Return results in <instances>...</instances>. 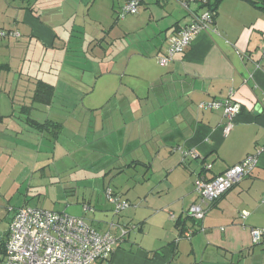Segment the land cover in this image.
<instances>
[{
	"label": "crops",
	"instance_id": "1",
	"mask_svg": "<svg viewBox=\"0 0 264 264\" xmlns=\"http://www.w3.org/2000/svg\"><path fill=\"white\" fill-rule=\"evenodd\" d=\"M92 1L0 0V13L5 7L9 11L8 15L0 14V31L15 30L19 33L18 37L7 36L8 44L0 43V55L9 53L13 58L17 55L16 46L20 47L18 59L24 50L28 51L35 63L28 70L33 72L30 81L35 84L39 78L49 82L53 74L56 88L65 89L69 94L74 89L73 79H77L79 66L86 60L84 58L101 59L103 56L98 49L96 52L99 54L93 52V48L88 51L93 47V33L81 39L80 35L76 36V26H82L80 20H87L77 9L85 8ZM125 1L121 0L117 6ZM182 1L141 0L139 52L135 53L137 59L133 63L139 64V74L130 71L129 68L134 66H130L131 57H124L120 51L113 60H108L109 70H100L108 95L126 84L128 89L139 92V106H135L134 101L130 102L134 117L125 109L113 112L114 116L111 114L108 118L96 117L88 125L81 142L86 146L98 144L106 150L108 147L116 148L118 157L122 146L132 142L130 162L117 168L119 171L123 165L143 168L137 184L139 188L134 189L141 205L143 201L146 204L139 205V217H125L124 224L133 222L135 230L129 229L123 242L108 259L94 264H264V234L260 242L253 243L249 232L252 226L264 228V12L246 0H222L208 27L201 30L170 63L161 65L156 57L165 53L168 37L191 23L204 10L196 2L184 7ZM52 20H57L63 30H57ZM71 20V25L66 27ZM21 37H24L23 42L19 40ZM110 49H113L112 43ZM0 63L7 62L2 58ZM64 64L68 68L63 77ZM23 65L17 66L18 69L26 70ZM14 79L11 77V81ZM97 81L99 78H95ZM6 83L7 79L1 74L0 259L14 211L26 203L13 205L9 197L23 195L25 200L28 194L25 184L30 164L21 157L9 155L15 146L13 135L32 133L30 124L19 123L24 121L21 119L24 115H16L15 103L6 91ZM229 95L240 105V110L233 117L231 129L223 133L226 118L222 108L203 109L199 103ZM54 97L38 111L42 117L39 122L49 120L55 123H46L44 134L47 136L48 131L51 136L58 137L64 125L69 127L70 122L73 134L76 132L77 137H81L78 121H75L77 114L72 111L65 118L60 116L62 109L58 111L59 108L55 107L52 110ZM62 98L64 100H58L57 105L70 103L72 96ZM126 98L120 94L115 99L117 104H125ZM24 111L31 115L29 109L28 113L27 109ZM34 117L31 118L36 120ZM135 121L139 122V127H136L139 134L132 136ZM124 130L130 132L131 139L124 135ZM182 150L193 152L197 158L184 155ZM251 153L257 156L253 170L219 199L205 205L206 213L202 220L192 219L188 208L197 200L193 184L195 178L198 175L214 177ZM10 160H13L12 165ZM16 162L18 167L14 164ZM205 164L210 167H205ZM157 166L160 176L154 177L157 170L148 175V171ZM117 193L128 200L126 194L118 190ZM111 205L110 216L108 213H94L89 224L99 231L106 230L109 223L115 221ZM169 211L174 213V219L170 218ZM242 211L247 215L243 217ZM85 213L83 210L84 216ZM166 215L172 226L165 219ZM118 216L115 222L119 223L121 218ZM150 221L157 229L151 239L146 235ZM189 229L192 230L191 236L184 237L183 233Z\"/></svg>",
	"mask_w": 264,
	"mask_h": 264
},
{
	"label": "rangeland",
	"instance_id": "2",
	"mask_svg": "<svg viewBox=\"0 0 264 264\" xmlns=\"http://www.w3.org/2000/svg\"><path fill=\"white\" fill-rule=\"evenodd\" d=\"M120 1L121 0H93L91 3L87 4L85 8L81 6L77 9L78 12L81 11V14L84 13L87 20H80L82 26H76V36L80 35L81 39L85 38L88 33H93L95 35V39L92 40L94 41L92 43L93 47H89L88 51H91L92 48L93 52H96L97 49L98 52L100 50L103 55L101 59L103 60L96 58L89 60L84 58L86 60L79 66L81 68L77 79L74 77V74L71 76L74 77V82L72 83L74 89L68 94L65 93V89L58 90L56 88L54 97L56 99L54 100L52 110H55V107L59 108L58 111L62 109V114H59L64 118L68 112L74 111L78 116L75 121H78V129H80L81 137L78 138L77 134H75L76 132L73 134L70 122L69 127L68 125H64L63 132L61 131L58 137L51 136L48 131L46 132V136L44 134L46 127L44 126L42 129L31 127V134L21 132L16 136L13 135V143L15 146L17 145V147L15 148L14 146V148L10 150L9 155L18 159L21 157L23 160L29 161L30 164L25 184V187L28 189L27 197L23 200V195H11L9 200L13 205H21V203L25 201V204L30 206L65 212L69 215L82 216L86 222L91 223L92 220L90 219H94V213H96V215H104L106 213H108L109 216L111 215V204L106 198L107 189H111L116 191V195L119 194L117 190L120 193L126 194L131 204L118 214L114 213L115 215L113 216H115V221L118 219V215L121 219L119 223L115 221L113 223L124 225L127 216L133 217L135 215V217H139V205H141V202H139L135 194L136 189L134 188H139V185H137L139 183V176H141L144 170L143 168H139V166H124L127 162H130V157L133 155L131 151L133 143L130 142L128 145L125 144V146H122V151L119 153L120 157H118L116 148L108 147L106 150L98 144L86 146L81 142L88 125H91L96 117L101 115L108 118V115L111 114L114 116L113 112L119 109H125L130 116L134 117L135 113L130 108V102L134 101L135 106H139V92H133L126 87V84H123L119 91L108 95L107 90L103 87V81L105 79L99 75L101 68L104 70H109L111 68L108 64L110 61L108 60H113L118 53H123L124 57L126 56L128 59L131 57L130 66H132L137 59L135 53L139 52V13L143 12L142 5L141 3L139 4L136 14L127 15L123 19H118L117 11L119 7L117 5ZM38 8L40 9V7ZM155 9H153L154 13ZM0 14L8 15L9 11L5 7V10H1ZM52 22L55 24L57 30H63L57 23V20H52ZM71 23L72 20L66 24V27H69ZM2 25L1 19V26ZM6 39H8L7 36H0V43L4 45L8 44ZM19 40L23 42L24 37H21ZM111 43L113 49H110ZM19 44L22 45L21 43ZM15 48L17 50V55H14L13 58L9 57V53L4 56L3 54L0 55V60L3 58V61L9 62L10 65L9 72L3 71L1 73L2 76L7 79V83L5 84L6 91L9 92L14 100L16 115L20 113L24 115L21 116L22 118L20 117L24 121H20L19 123L30 124L26 118L34 116L39 122L42 117L38 114V111L43 107V104L30 101L35 84L32 80V82L30 81V76L33 72L28 70L35 66L34 59L30 57V53L25 50L24 54L20 55L22 58L20 57L18 59V48L20 47L16 46ZM87 49L88 45L85 46V50ZM94 61L96 64H93ZM19 62H21V64ZM20 65L21 67L23 65V69L26 68V70L21 71V74L17 67ZM118 66H123V64H119ZM67 68L66 64H64L63 77L65 76ZM129 69L132 73L139 74V64L136 63V65ZM73 70H75V68H73ZM11 77L15 78L14 81H11ZM95 78H99V81L95 82ZM120 94H124L125 97H127L125 104H117L115 98ZM65 95L72 96L69 100L70 103L63 106L57 105L58 100H64L62 97ZM25 106L28 107L31 115L29 113L25 114V111L22 110ZM47 110L49 112L50 107L47 108ZM138 121H135L136 123L133 124L135 127H133L132 136L139 134L136 133V127H139ZM122 132H125L124 135H126L128 139H131L129 138L131 134L128 130ZM137 132H139V130ZM76 142L78 144H75ZM12 162L13 160H10V164ZM122 163L124 165L120 167L122 170L119 171L118 166ZM14 164L18 167L17 162ZM10 167L12 169V166ZM156 170L157 174L155 173L154 177L160 176V174H158L160 170L158 166L149 170L148 175L153 174L154 172L152 171ZM124 197L126 196H123V198ZM137 200L138 202H136ZM145 202L146 201H143V206L146 204ZM133 203H136V206ZM84 204L90 207V209L86 211L85 216L82 210ZM111 206L112 210H114L113 205ZM160 215H162V213H160ZM165 219L169 220L167 215ZM169 222L172 226L170 220ZM127 223L132 225L131 223L133 222L129 221ZM155 229L156 227L152 225L151 221L147 223L146 235L149 239H151L152 234L155 233ZM132 230H135V228H132Z\"/></svg>",
	"mask_w": 264,
	"mask_h": 264
},
{
	"label": "built area",
	"instance_id": "3",
	"mask_svg": "<svg viewBox=\"0 0 264 264\" xmlns=\"http://www.w3.org/2000/svg\"><path fill=\"white\" fill-rule=\"evenodd\" d=\"M205 3L206 0H183L182 5L188 7V2ZM140 0H126L117 11L118 19L138 12ZM212 21V13L203 10L195 16L193 21L168 37V46L157 61L161 65L170 63L177 53L182 52L203 29ZM0 36L18 37L15 30L0 31ZM264 60V47L262 49ZM203 109L222 108L226 118L223 133H227L233 125V117L239 112L240 105L229 95L224 98L203 101L199 103ZM184 155L193 158V152L182 150ZM257 164L256 154H247L241 161L229 166L223 172L211 178L198 175L194 180V191L197 200L188 208V215L194 220H202L205 216V205L219 199L225 191L240 182ZM205 167H210L206 164ZM107 200L113 205V211L118 214L131 204L128 200L116 195L113 190L107 189ZM90 207L83 205V210ZM241 215H247L242 211ZM171 219L175 218L169 211ZM135 225L114 224L110 222L108 228L99 231L90 225L84 217L69 215L41 207L23 204L15 209L9 223L8 237L4 243L3 256L0 264H94L98 260L108 259L112 251L123 242L129 229ZM249 232L253 243H258L264 234V228L252 226ZM192 230L183 233L190 237Z\"/></svg>",
	"mask_w": 264,
	"mask_h": 264
},
{
	"label": "trees",
	"instance_id": "4",
	"mask_svg": "<svg viewBox=\"0 0 264 264\" xmlns=\"http://www.w3.org/2000/svg\"><path fill=\"white\" fill-rule=\"evenodd\" d=\"M248 1L252 6H254L255 8L259 9L260 11L264 12V0H246ZM222 2V0H206L205 3H199L200 7H203L204 10H208L212 13V19L213 16L215 15L220 3ZM141 3V0L139 2V4ZM190 2H188L189 4ZM195 3V2H193ZM5 31H9V30H5ZM11 31V30H10ZM34 61V60H33ZM37 67V66H36ZM9 72L10 71V65L8 63H0V75L2 72ZM22 70H19L20 74H21ZM30 76V75H29ZM31 77V76H30ZM49 82L44 81L42 79L37 78L36 82H35V88L32 91V95H31V101L33 103H40V104H49L54 95H55V91H56V78L55 75L51 74V77L49 78ZM24 109H27V113H28V107L25 106L22 110L24 111ZM29 122L30 125L33 128L36 129H42V127L44 125H46V123H40L37 120H34L33 118H26ZM49 125L50 124H55L54 122H47ZM140 163V162H139ZM206 165V164H205ZM114 192V191H113ZM115 193V192H114Z\"/></svg>",
	"mask_w": 264,
	"mask_h": 264
}]
</instances>
